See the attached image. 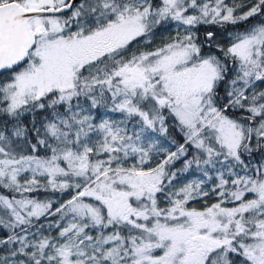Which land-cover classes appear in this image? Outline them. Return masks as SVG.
Here are the masks:
<instances>
[{"label": "snow or ice", "instance_id": "obj_1", "mask_svg": "<svg viewBox=\"0 0 264 264\" xmlns=\"http://www.w3.org/2000/svg\"><path fill=\"white\" fill-rule=\"evenodd\" d=\"M0 264H264V0H0Z\"/></svg>", "mask_w": 264, "mask_h": 264}, {"label": "flooded vegetation", "instance_id": "obj_2", "mask_svg": "<svg viewBox=\"0 0 264 264\" xmlns=\"http://www.w3.org/2000/svg\"><path fill=\"white\" fill-rule=\"evenodd\" d=\"M260 18L259 17H255V18H251L249 21L245 22L244 24L242 25H238V26H232V25H226L225 27L222 28L221 32L218 33L217 30H216V27H211V28H208L209 30H212L216 33V36H215V39L213 41V46L216 44V43H219L221 45H224V46H227L229 43H230V39H229V35L228 33H226L227 31H236V30H243L244 28H247L249 26H251L252 24H255L257 23V21L259 20ZM202 29H204L203 26H201L200 28V32H199V36H200V39L201 40H204L205 36V32L203 33L202 32ZM226 31V32H225ZM159 37H157V42H159L160 39H158ZM176 139H180V138H176ZM174 150V148H173ZM176 167H180V163L178 162ZM185 179L182 177V180ZM199 206V205H197Z\"/></svg>", "mask_w": 264, "mask_h": 264}, {"label": "rangeland", "instance_id": "obj_3", "mask_svg": "<svg viewBox=\"0 0 264 264\" xmlns=\"http://www.w3.org/2000/svg\"><path fill=\"white\" fill-rule=\"evenodd\" d=\"M204 27V29H202V32L204 33V32H206L207 30H209L208 28H209V25L208 26H203ZM173 29L171 28V27H169V30H168V32H164L163 30L161 31V33H160V35H158V39H161L162 37H166L171 31H172ZM173 135H175V136H179V135H177V133H173ZM173 150V149H172Z\"/></svg>", "mask_w": 264, "mask_h": 264}, {"label": "trees", "instance_id": "obj_4", "mask_svg": "<svg viewBox=\"0 0 264 264\" xmlns=\"http://www.w3.org/2000/svg\"><path fill=\"white\" fill-rule=\"evenodd\" d=\"M211 27H216V30H217V32L218 33H220L221 32V30H222V28L221 27H219V26H215V25H209V28H211ZM225 27V26H224ZM226 32V31H225ZM232 31H227L226 33H231ZM158 43V42H157ZM40 118V116L38 115L37 116V119H39ZM25 122L27 123L28 122V118H25ZM178 135V134H177ZM175 136V135H174ZM176 138H180L179 136H175ZM179 142H182V140H180V139H177ZM65 198H67V197H65Z\"/></svg>", "mask_w": 264, "mask_h": 264}]
</instances>
